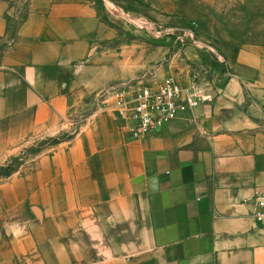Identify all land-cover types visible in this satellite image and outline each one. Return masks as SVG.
<instances>
[{"label": "crops", "instance_id": "obj_1", "mask_svg": "<svg viewBox=\"0 0 264 264\" xmlns=\"http://www.w3.org/2000/svg\"><path fill=\"white\" fill-rule=\"evenodd\" d=\"M139 2L183 25L186 64L124 43L106 0H0V149L66 134L0 183V264H264V44L233 37L217 0ZM203 45L226 70L209 67L192 110L142 138L94 110L145 72L192 84Z\"/></svg>", "mask_w": 264, "mask_h": 264}, {"label": "rangeland", "instance_id": "obj_2", "mask_svg": "<svg viewBox=\"0 0 264 264\" xmlns=\"http://www.w3.org/2000/svg\"><path fill=\"white\" fill-rule=\"evenodd\" d=\"M101 11L104 8V0H92ZM109 6L117 13L123 22V26L129 29L122 30V39L124 43H130L132 39L137 37L140 49L146 43L155 48V56L159 58L158 64L164 62L169 64L172 59H175L174 64H186L182 49L186 44L183 25L172 19L174 22H165V28L162 27V21L155 17V13L143 6L139 0H106ZM214 13L226 30L242 44H264V0H217L214 7ZM23 12L15 19L8 21V30L10 36L14 35L18 24L21 21ZM137 18L133 21L130 19ZM190 31L194 33V27L187 25ZM184 28V27H183ZM137 30V35H134L131 30ZM165 29V33L159 31ZM162 46L165 48V53L162 51ZM203 55L199 67L191 65V70L204 68L202 74L205 75L209 71L210 62L215 64H225L222 53L210 45L200 47ZM216 54L220 55L222 60H218ZM187 64H191L188 62ZM193 64V63H192ZM211 70V68H210ZM213 70V69H212ZM149 73L150 72H145ZM144 73V74H145ZM169 76V75H168ZM172 76V75H170ZM174 77V76H173ZM158 79L157 81H159ZM194 82V81H193ZM192 82V83H193ZM98 93V92H97ZM94 110L100 111L99 103L94 94ZM264 117V110H262ZM66 134H61L52 138H33L23 141H13L10 148L0 149V183L5 178L18 173L19 168L25 161L33 159L37 154L44 151L50 144L56 143ZM8 169L11 170L10 174Z\"/></svg>", "mask_w": 264, "mask_h": 264}, {"label": "built area", "instance_id": "obj_3", "mask_svg": "<svg viewBox=\"0 0 264 264\" xmlns=\"http://www.w3.org/2000/svg\"><path fill=\"white\" fill-rule=\"evenodd\" d=\"M203 70H193L195 81L190 85H183L170 75L151 80V73H145L137 80L102 89L96 94L99 110L119 114L132 137L142 138L207 99L200 82L204 80ZM255 200L254 218L264 227V198L257 195Z\"/></svg>", "mask_w": 264, "mask_h": 264}, {"label": "trees", "instance_id": "obj_4", "mask_svg": "<svg viewBox=\"0 0 264 264\" xmlns=\"http://www.w3.org/2000/svg\"><path fill=\"white\" fill-rule=\"evenodd\" d=\"M208 65H209V67L211 68V70H212V69L226 70V66H225V64H215L214 62H210V64H208ZM11 170H12V169H11ZM11 170L8 169V173H7L6 175L10 174V171H11Z\"/></svg>", "mask_w": 264, "mask_h": 264}]
</instances>
